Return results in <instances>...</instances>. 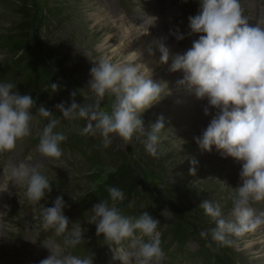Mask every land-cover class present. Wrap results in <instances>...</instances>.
Masks as SVG:
<instances>
[{
  "label": "clouds",
  "instance_id": "9594fccd",
  "mask_svg": "<svg viewBox=\"0 0 264 264\" xmlns=\"http://www.w3.org/2000/svg\"><path fill=\"white\" fill-rule=\"evenodd\" d=\"M199 4V12L188 18L190 32L187 34H199V38L192 41L190 48L174 56L168 47L160 44V62L168 64L171 59L170 71L184 74L177 80V87L207 100L204 113L212 118L202 135L195 137L200 149L211 152L215 147L223 156L242 162V183L230 187L231 218H225L219 202L204 200L199 205L215 224L201 231L200 236L228 244L229 237H242L264 225V211L257 213L251 206L254 202H264V16L251 25L241 0H199ZM156 20V17L145 18L149 26ZM171 34L177 41L185 39V34L178 31ZM137 53L136 61L113 62L102 57L95 62L88 82L96 97L93 102L77 103V92L73 91L70 105H56L64 119L85 121L80 134L99 135L104 147L110 146L115 137L124 146L129 145L137 133L145 131L142 114L172 95L169 82L153 80L148 66L139 62L142 54ZM50 87L56 92L60 85L51 83ZM106 96L114 97L108 109L101 103ZM34 108L37 109L35 116L47 120L36 151L51 159L63 155L61 143L67 136L56 131L60 119L43 105L37 108L32 95H22L12 82L0 83V154L12 152L19 141L31 135ZM212 109H215L214 115ZM165 129L163 116L151 125L145 142L149 154H157L156 145ZM31 160V156L26 158ZM26 161L4 171L0 193L7 192L11 183L24 190L30 203L40 204L46 193H51L52 182L40 165ZM191 164L190 172L195 175L198 161L192 158ZM107 192L111 202L102 200L91 210L96 235L103 236L114 258L122 264H161L164 251L157 231L160 220L147 211L139 216L125 215L118 206L125 200L124 192L113 186H108ZM133 204L129 203L128 207ZM66 207L63 196H58L53 206L43 205L40 210L43 230L63 239L46 240L49 254L39 264H94L93 252L79 256L70 251L85 241L86 231L78 221L69 220L64 214Z\"/></svg>",
  "mask_w": 264,
  "mask_h": 264
},
{
  "label": "rangeland",
  "instance_id": "374dc122",
  "mask_svg": "<svg viewBox=\"0 0 264 264\" xmlns=\"http://www.w3.org/2000/svg\"><path fill=\"white\" fill-rule=\"evenodd\" d=\"M31 1L37 15H44L47 8H51L54 1L58 0ZM156 1H64L66 3L64 19L62 18L56 26L42 28L40 36L45 52L48 53L47 50H51L54 46V52H60L59 57L47 56V60L55 69V77L60 84L59 89L66 94L63 103L71 104L73 91L77 92L75 97L77 103L93 102L96 99L94 93L88 88V82L91 79L90 69L102 58L100 50L103 42L108 38L115 39L111 31L112 22L116 17L123 16L131 20L139 29L140 37H144L154 30L147 26L142 28V26H145V17L158 15ZM160 2L163 8L168 4L174 7L170 20L174 27H177L176 32L178 30L179 33L185 34V41L193 35L197 36L195 39L199 38V34L187 35L190 32L188 18L199 12V0H161ZM15 4H17L15 0H0V35L11 32L20 22ZM241 4L251 25H255L258 17L264 16V0H241ZM41 18L43 20L44 17L41 16ZM127 42L128 40L125 43ZM116 47L114 45L113 49ZM9 62L10 55L0 51V73L6 69ZM41 78L46 76L42 75ZM0 83H2L1 80ZM17 90L22 95L31 94L34 100L42 98L46 91L44 88L25 93L20 87ZM58 91L52 90L49 99L43 105L60 119L61 123L56 131H62L68 137H82L84 142L87 141L86 144L90 146L89 151L93 154L87 157L61 146L63 155L59 159L41 156L36 148L39 135L47 120L35 116L37 109H32L35 118L32 121L31 135L19 141L15 150L2 153L0 157H5L2 163L6 170L12 165L26 161V158L31 156L32 160L26 162L41 166L43 173L52 182V191L46 193L40 204L33 205L26 198L22 188L9 184L5 206L1 207L0 247L3 243L12 253L19 251L21 256L23 253H30L32 242L38 240V229L42 228L39 218L42 206L51 207L56 197L63 196L68 205L64 209V214L70 221H78L86 231L85 241L70 251L79 256L93 252L94 264H122L120 259L114 258V252L103 236L96 235V226L91 222V210L95 205L93 195L102 194L97 199L105 200L109 197L108 186L117 187L124 192L125 200L118 205L122 211L129 208V203L134 202L133 207L138 208V212L145 210L151 215L157 213L153 217L160 220L157 231L161 240L165 233H169L171 227H177L188 235L191 234L187 244L189 251L200 249L204 243L210 245L211 237L205 239L200 236V232L214 227L215 224L199 205L204 200L219 202L225 218H230L229 210L232 207L229 199L232 191L230 187L235 188L242 183L240 179L242 168L231 167V160L225 156L218 160H202L196 152L199 146L195 137L177 138L180 132H178L177 124L172 122L173 118L154 113L152 111L154 105L142 114L145 131L137 133L129 145L124 146L120 138L115 137L110 146L104 147L99 135L80 134L85 121L67 120L62 117V113L56 109V105L61 103L57 102ZM113 99L114 97L106 96L101 102L102 107L110 108ZM160 116L164 117L167 129L160 133V141L156 145L157 154L153 156L146 151L145 142L151 125ZM192 158L198 161L195 166V175L190 172V168L193 167ZM105 189L106 192L103 191ZM251 206L257 213L264 211V202H254ZM256 230L253 232L261 233L264 237V225ZM253 232L247 233L246 236ZM229 239L231 243L223 245L236 253L239 264H263L257 261L258 255H250L248 248L252 238L249 240L243 239V236H231ZM256 239L259 241L263 238L257 236ZM43 249L45 248L39 251ZM47 251L45 250L42 256L46 255ZM34 257L35 255H33V262ZM40 261L38 260L35 264H39ZM21 264H24V261ZM161 264L182 263H174L164 255Z\"/></svg>",
  "mask_w": 264,
  "mask_h": 264
},
{
  "label": "trees",
  "instance_id": "16d2710c",
  "mask_svg": "<svg viewBox=\"0 0 264 264\" xmlns=\"http://www.w3.org/2000/svg\"><path fill=\"white\" fill-rule=\"evenodd\" d=\"M15 1L17 3L15 4L16 13L20 16V22L11 32L0 35V51H5L10 55V62L6 69L0 73V80L16 84L17 88H22L25 93L45 88L46 94L44 93V96L40 99H35L38 108L49 99V95L52 92L51 83H58V78L55 77V69L47 60V56H60V52H54L55 46L51 50L48 49V53L45 52L44 46L40 42L41 29L48 26H56L62 18L64 19L66 9L64 1L66 0L54 1L53 6L47 8L44 15H37L31 0ZM41 16L44 17L43 20ZM42 75L46 76V78H41ZM57 93H59L57 102H65V92L59 89ZM86 142H84L82 137L67 136V140L62 142L61 146L88 157L93 153L89 151L90 146ZM87 151L89 152L87 153ZM103 191L106 192V189ZM101 195H93L94 204L102 201L97 199ZM105 200L111 202L110 197H106ZM120 204L122 202L118 205ZM137 209L135 207L127 208L123 213L129 216H139L145 211L141 210L138 212ZM156 214L154 213L152 216ZM190 235L177 227H171L169 233H165L161 240V246L168 260L171 259L174 263L182 264H239L238 257L234 251L228 246L215 241H212L210 245L204 243L196 251H189L187 244Z\"/></svg>",
  "mask_w": 264,
  "mask_h": 264
},
{
  "label": "bare ground",
  "instance_id": "6f19581e",
  "mask_svg": "<svg viewBox=\"0 0 264 264\" xmlns=\"http://www.w3.org/2000/svg\"><path fill=\"white\" fill-rule=\"evenodd\" d=\"M156 1V0H155ZM161 0L156 1V8L159 10L158 15L148 16L156 17L157 20L154 25L149 26L148 23H144V27L156 29L152 33L140 37L139 29L136 28L131 20L123 16L116 17L112 22L113 27L111 28L112 33L115 35V39L108 38L103 42L100 50V54L103 58L111 59L113 62H124V61H136L138 59V53H141L140 61L148 66L152 72V79L160 82H169V87L172 89V95L163 98L161 101L154 104L152 111L156 114H164L173 118V123L177 124L178 137H190L194 138L198 135H202V132L210 123L211 116L205 115L204 108L207 106L206 99H198L194 93H190L184 88L177 87V80L183 78V72H171L170 65L171 59L168 64H162L160 58L162 53L160 52L159 45L164 44L170 49L171 54L174 56L177 53H181L192 46V41L197 38L196 35L190 37L189 40L177 41L172 32H176L174 24L171 23L170 16L173 14V8L169 4L163 8ZM255 10V9H253ZM117 15V14H116ZM146 18V17H145ZM172 19V18H171ZM173 21V20H172ZM141 30V29H140ZM128 40L127 44L125 43ZM117 47L113 49V46ZM212 115L215 114V109H212ZM182 128V129H181ZM196 152L201 156L202 160L216 159L223 157L221 152H218L215 147L211 152L202 151L200 147ZM231 160V167L238 166L242 168V162L237 161L232 157H228ZM6 192L0 193V214L2 213L1 207L5 206ZM231 209L229 210L230 213ZM230 217V215H229ZM231 218V217H230ZM257 231V230H256ZM259 239V241L256 239ZM252 238L249 243L250 255H258L257 261L264 264V237L261 233H252L251 235H244L243 239ZM260 246V247H259ZM261 248V251H259ZM45 249L38 251L34 257L33 264L37 263L38 260L46 258L49 254L43 255Z\"/></svg>",
  "mask_w": 264,
  "mask_h": 264
}]
</instances>
